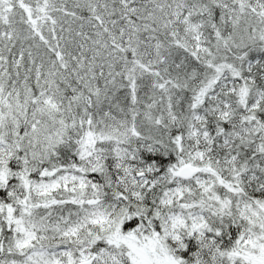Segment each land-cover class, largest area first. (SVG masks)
Masks as SVG:
<instances>
[{"label":"snow or ice","instance_id":"6c2138e0","mask_svg":"<svg viewBox=\"0 0 264 264\" xmlns=\"http://www.w3.org/2000/svg\"><path fill=\"white\" fill-rule=\"evenodd\" d=\"M0 264H264V0H0Z\"/></svg>","mask_w":264,"mask_h":264}]
</instances>
